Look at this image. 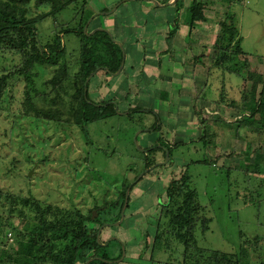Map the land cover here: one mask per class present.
I'll use <instances>...</instances> for the list:
<instances>
[{"label": "rangeland", "instance_id": "374dc122", "mask_svg": "<svg viewBox=\"0 0 264 264\" xmlns=\"http://www.w3.org/2000/svg\"><path fill=\"white\" fill-rule=\"evenodd\" d=\"M155 1L158 5L153 0H91L85 5L84 9L96 12L91 20L103 9L111 12L120 4L111 14L97 15L87 34L107 30L126 55L120 74L101 71L94 75L90 100L116 99L121 114L134 106L152 113L130 117L117 113L88 125L86 133L68 121L82 51L78 24L83 5L70 4L57 16L51 15V7L30 5L29 17H42L37 26L42 45L52 42L55 35L62 39L68 78L62 97H56L59 91L52 92L47 85L55 69H34L35 89L42 95L32 93L35 106L61 121L37 119L25 105L24 79L14 74L21 67L19 55L0 54V78L11 74L0 91L1 221L10 217L21 227L16 212L7 213L9 196L15 195L84 213L111 204L102 212L95 211L94 219L114 224L120 221L124 188L153 168L130 189L123 223L105 227L101 240L117 238L125 247L124 259L111 263L186 264L182 243L169 235H162L157 245L154 239L160 203L167 201L164 189L187 171L203 216L211 220L208 231L197 228V247L231 254L238 264H264V166L255 165L264 153V130L252 133L250 128L255 121L264 124V116L258 113L245 122L250 114L244 106L251 98L259 100L264 85V0H197L203 4L207 21L193 26L191 0H180L184 8L177 17L175 5H170L175 0ZM224 22L238 29L244 55L232 57V65L223 67L216 66L215 59L226 56L215 58L214 53L226 45L218 40ZM175 25L178 31L169 38V28ZM239 37L228 51L235 49ZM244 61L248 64L242 68ZM253 84L255 95H251ZM153 125L161 128L150 132ZM139 132L140 149L168 147L173 163L163 164V151L140 152L134 143ZM155 163L163 166L152 167ZM161 222L163 230L167 221ZM15 236L9 225L2 228L0 264H8L2 252H10ZM110 251L114 257L119 255L115 242Z\"/></svg>", "mask_w": 264, "mask_h": 264}, {"label": "trees", "instance_id": "16d2710c", "mask_svg": "<svg viewBox=\"0 0 264 264\" xmlns=\"http://www.w3.org/2000/svg\"><path fill=\"white\" fill-rule=\"evenodd\" d=\"M88 1L91 0H0V54L12 52L20 57L21 67L14 74L20 75L24 79L27 111L34 112L37 119L44 117L50 120L57 119L58 122L61 121L60 117H56L49 110L36 107L33 102L32 93L37 97L42 96L35 89L34 69L37 66L54 68L55 74L47 82V85H51L52 92L59 91L56 97H62L63 84L68 78L67 65L65 64L66 49L62 43V39L58 35L54 36L52 42L42 45L38 38L37 28L38 24L42 22V17H29L30 5L34 4L37 8L51 7V15L53 16L63 13L70 4L81 3L83 5L82 16L78 24L82 51L78 62V72L73 84L75 90L71 95L73 99L70 102L69 109L71 116L68 119L69 122H73L75 126L79 127L83 133H86L88 125L116 115L114 103H118L116 99L99 103L92 102L88 91L85 98L84 87L86 80L91 74L95 75L97 72L102 71L105 75H109L110 72H117L123 61L121 47L114 40L115 38L110 35L111 33L103 30H98L92 35L84 33V26L90 17L96 13L91 9H84ZM122 1L124 2L125 0ZM134 1L139 2L142 0ZM190 2V25L193 26L198 22H206L203 4L197 0H191ZM175 8V16L177 17L184 8L182 1L178 0ZM105 11H108V9L105 8L102 12ZM231 24L222 23L223 34L222 38L218 40L225 41L226 45H224V48L221 47V49L216 50L214 55L215 58L218 55L226 57L218 60L215 59L216 66H230L232 65V57L236 58L237 56L241 57L244 55L241 48L242 39L239 37V31ZM177 31V25L170 27L168 37H174ZM237 37L239 39L234 46L235 49L233 51L229 49L230 51H228V48L234 44ZM247 64L244 61L242 68L246 67ZM10 75L1 76L0 91L11 77ZM256 84H253L251 87V95H255L256 93ZM89 86L90 81L87 85L88 90ZM163 96H167V93L163 94ZM259 96L258 101H254L251 98L253 101L244 103L246 111L250 114L245 122L253 119L258 113L264 116V85ZM56 113L58 116L59 112L56 111ZM125 113L124 116L130 117L134 113L145 114L151 113V111L142 110L140 107L134 106L130 107ZM254 124L253 127H250L253 129L252 133H256L255 131L259 133V131L264 130L263 123L255 121ZM160 128V126L153 125L149 128V131L157 132ZM176 145L178 146L179 144ZM154 149H157L156 151H163L164 160L166 151L171 156L170 148L168 147H150L142 153H152ZM256 161L258 163L255 165L261 169L264 166V153L259 154ZM168 163L170 165L173 162L169 159ZM155 164L152 167L161 168L160 166H163V164H160L156 167L157 164ZM147 174L143 177L147 176ZM128 187H125L123 190L124 200ZM164 192L167 201L166 203H160L161 213L155 223L157 234L154 243L156 245L162 240V235H169L183 244L185 249L184 263L186 264L239 263L237 258L231 254L213 250L205 251L197 247V228L200 226L202 232L208 231L211 220L203 216L204 208L199 204L198 194L192 187V178L187 171L182 173L180 178L170 180ZM9 198L7 213L13 215L16 212L21 227L15 226L10 221L12 220L10 217L5 219L4 223L1 221L2 218H0V235L2 228L5 229L8 225L10 231L16 234L15 242L10 246V252L8 254L2 252L3 262L8 264H79L82 262V264H86L92 258H99L89 264H115L111 263V261H118L122 257L121 243L116 240L113 241V239L105 245L107 241L102 242L101 236L99 242L97 241L98 231L104 223H101L99 218L93 219V212L98 210L102 212L104 208L106 209L111 204L103 205L100 208L95 206L88 213H84L79 210L74 211L43 206L39 201L27 197L10 195ZM128 204H130V199ZM33 212H35L34 216L31 215ZM120 216L118 220H120ZM162 219L167 221L163 230H161ZM106 227L114 228V226ZM113 242H115L120 250L117 257L112 256L110 251ZM105 261H109L110 263H105Z\"/></svg>", "mask_w": 264, "mask_h": 264}, {"label": "water", "instance_id": "95a60500", "mask_svg": "<svg viewBox=\"0 0 264 264\" xmlns=\"http://www.w3.org/2000/svg\"><path fill=\"white\" fill-rule=\"evenodd\" d=\"M127 1H130V0H127ZM177 1H178V0H175V1L172 2L170 5H174V4H176ZM153 2L156 3V5H158L157 2H156L155 0H153ZM119 5H120V4H118L115 8H113V10H112L111 12H107V13H105V12H101V13H99V14H97V15H101V16H102V15H104V14H111V13H113V12H115V11L117 10V8H118ZM97 15H96V16H97ZM96 16H94L91 20H89L87 26H86L85 29H84V32H85V33H87V28H88L89 24L92 22V20H93ZM98 30H103V31L108 32V31L105 30V29H97V30L93 31L91 34H88V35H92V34H94L95 32H97ZM108 33H109V32H108ZM110 35H111V34H110ZM116 42H117V41H116ZM117 43L120 45L121 50H122V53H123V61H122V64H121L120 69H119L118 72H117V74H120V72L122 71L123 66H124V61H125V51H124V48L122 47V44L119 43V42H117ZM97 71H98V70H97ZM95 73H96V72H95ZM93 76H94V74H91L90 77H89V78L86 80V82H85V87H84V95H85V98H86V96H87V91H88L87 85H88L89 81L93 78ZM114 105H115V107H116V112H117L118 114H121V113L118 112V109H117V103H114ZM125 114H126V113H125ZM121 115H124V114H121ZM145 131H148V130H145ZM139 134H140V132L136 135V138H135V140H134V143H135L136 146H137V136H138ZM137 147H138V146H137ZM138 149H139L140 152H144V151H145V150L140 149L139 147H138ZM166 156H167V159H166V161H165L163 164H166V163L168 162V160H169V153H168V151H166ZM158 165H160V164H157L156 167H157ZM152 169H153V168H152ZM152 169H148V170H145V171H143L142 173H140V174L138 175V177L134 180V182H132V183L130 184L129 188L127 189V191H126V193H125V201H124V205H123V208H122V211H121V216H120L121 218H120V221H119V222H116V223H114V224H104V225L99 229V231H98V235H97V241H98V242H99V238H100V236H101V233H102L103 229H104L106 226H114V227H117V226H119V225H121V224L123 223V221L125 220V209H126V207H127V205H128V201H129V197H130V189L134 186V184H136L138 181H140V180L143 178V176H144L145 174H147L149 171H151ZM95 216H97V212H93V219L95 218ZM111 239H114V240H116L117 242L121 243V241H120L119 239H117V238H110V239L107 241V243H106L105 245H107V244L111 241ZM121 245H122V257L120 258L119 261L123 260L124 257H125V254H126V252H125V247H124L123 243H121ZM95 259H99V258H92V259L88 260V261L86 262V264L91 263V262H92L93 260H95ZM105 263H110V262H109V261H105Z\"/></svg>", "mask_w": 264, "mask_h": 264}, {"label": "crops", "instance_id": "0c3cea01", "mask_svg": "<svg viewBox=\"0 0 264 264\" xmlns=\"http://www.w3.org/2000/svg\"><path fill=\"white\" fill-rule=\"evenodd\" d=\"M175 5V4H174Z\"/></svg>", "mask_w": 264, "mask_h": 264}, {"label": "flooded vegetation", "instance_id": "af4514ba", "mask_svg": "<svg viewBox=\"0 0 264 264\" xmlns=\"http://www.w3.org/2000/svg\"><path fill=\"white\" fill-rule=\"evenodd\" d=\"M165 161V160H164Z\"/></svg>", "mask_w": 264, "mask_h": 264}]
</instances>
